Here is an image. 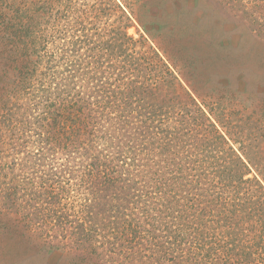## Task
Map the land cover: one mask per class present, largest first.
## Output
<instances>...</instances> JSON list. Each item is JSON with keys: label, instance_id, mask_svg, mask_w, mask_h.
Wrapping results in <instances>:
<instances>
[{"label": "trees", "instance_id": "trees-1", "mask_svg": "<svg viewBox=\"0 0 264 264\" xmlns=\"http://www.w3.org/2000/svg\"><path fill=\"white\" fill-rule=\"evenodd\" d=\"M128 1H34L0 13L13 44L0 97L29 101L23 115L21 106L9 111L13 140H0V216H16L45 252L232 264L224 261L238 245L218 242L216 208L200 197L217 202L230 192L247 203L253 182L264 204V185L246 179L249 167L183 84L180 66L150 43L152 33L168 46L183 30L191 35V22L168 27L166 19L204 0ZM127 9L145 34H129Z\"/></svg>", "mask_w": 264, "mask_h": 264}, {"label": "rangeland", "instance_id": "rangeland-1", "mask_svg": "<svg viewBox=\"0 0 264 264\" xmlns=\"http://www.w3.org/2000/svg\"><path fill=\"white\" fill-rule=\"evenodd\" d=\"M34 1L41 5L44 1L52 3L54 0H0V13L11 12L12 7L24 11ZM116 1L131 6L128 0ZM201 5L199 9L194 8L191 13L178 19L171 12V17L166 19L168 27L174 26L177 20L182 23L191 22L188 24L192 27V31L189 30L191 35L183 30L177 46H168L162 40V35L155 33H152L154 39L150 38V43L161 53L165 50L180 66L178 69L183 84L190 89L212 123L227 137L230 145L249 167L250 174L246 179L257 177L264 185V0H204ZM127 12L134 23L129 34L135 37L145 34V28L131 15L129 9ZM12 48L8 31L1 26L0 83L3 84L11 81ZM18 97L25 98L23 94L11 98L6 93L0 97V140L4 137L7 140L3 139L5 142L13 140V133L7 127L9 111L21 106L15 111L21 116L22 108L29 102L17 100ZM244 187L252 188L250 190L256 198L251 195L250 199L251 196H247L245 203L242 196L237 197L229 192L216 198L217 202L211 198L200 199L212 202L216 208L217 219L220 220L216 237L218 242H228L231 250H234L235 244L239 247L230 252V260L225 258L224 263L264 264V204L256 200L263 191L253 182ZM190 194L195 197L199 193L194 191ZM187 200H174L173 205L176 201V208H184L185 203L182 201ZM22 223L10 214L0 216V264H147L143 263L145 260L141 263L138 255L135 260L132 253L128 257L111 258L103 254L95 258L93 253L84 255L81 251L45 252L42 242L31 237ZM135 247L137 251L143 250ZM150 255L149 250V258ZM153 256L154 260L159 258L158 254ZM149 264L156 262L152 260ZM157 264L171 263L161 260Z\"/></svg>", "mask_w": 264, "mask_h": 264}]
</instances>
